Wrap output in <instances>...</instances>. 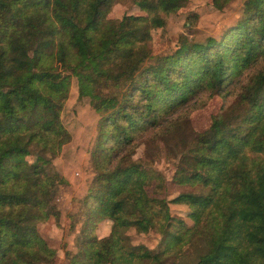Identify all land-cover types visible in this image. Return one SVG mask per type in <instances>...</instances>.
<instances>
[{
  "label": "trees",
  "instance_id": "16d2710c",
  "mask_svg": "<svg viewBox=\"0 0 264 264\" xmlns=\"http://www.w3.org/2000/svg\"><path fill=\"white\" fill-rule=\"evenodd\" d=\"M116 1L0 0V264H54L40 228L60 218L51 203L66 180L53 160L71 140L72 77L98 121L67 264H264V0H244L218 37L180 35L163 54L152 32L188 0H132L145 15L109 19ZM214 95L210 124L191 128L192 108ZM149 129L175 141L171 198L165 176L133 158ZM170 204H186L191 223ZM130 228L155 231L156 247L134 244Z\"/></svg>",
  "mask_w": 264,
  "mask_h": 264
},
{
  "label": "rangeland",
  "instance_id": "374dc122",
  "mask_svg": "<svg viewBox=\"0 0 264 264\" xmlns=\"http://www.w3.org/2000/svg\"><path fill=\"white\" fill-rule=\"evenodd\" d=\"M244 0H230L222 9H216L211 0H188L186 5L175 13H170L163 28L154 29L152 32L154 53L163 54L177 47V39L180 35L187 36L197 42H204L207 37H218L221 33L235 23L241 16V8ZM125 14L145 15L132 0H117L107 13L109 19H120ZM195 14L196 19L191 22L189 15ZM245 71L240 76L244 77ZM232 98V97H229ZM222 103L219 95L211 96L199 108H192L189 114V124L195 130H202L211 122ZM61 121L71 134V140L66 143L59 155L53 160L55 168L64 176L66 183L60 186L58 194L54 196L51 204L60 210V218L57 223L51 219L42 225L40 232L50 246L56 250L54 264H67L65 251L76 250V237L80 230V222L76 229H70V224L75 223L80 199L85 195L93 177V168L90 163V150L97 134L98 115L89 104L87 98L79 100L77 97V82L71 78L68 98L61 111ZM155 130L149 129L136 140V152L133 158L150 163L159 170L167 179L166 194L173 197L179 190L170 180L177 163L175 156V141L164 143ZM173 215L182 217L187 224L188 206L186 204H170ZM108 222L103 221L99 226L98 235L107 233ZM134 244H144L149 248L156 247L159 234L150 231L138 234L133 228L128 229ZM191 258L197 253L194 249L189 252Z\"/></svg>",
  "mask_w": 264,
  "mask_h": 264
}]
</instances>
